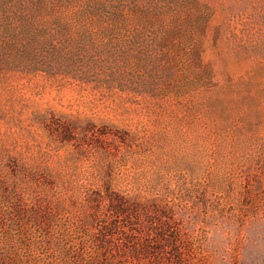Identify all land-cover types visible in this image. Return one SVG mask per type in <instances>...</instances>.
Returning a JSON list of instances; mask_svg holds the SVG:
<instances>
[{"label": "rangeland", "instance_id": "1", "mask_svg": "<svg viewBox=\"0 0 264 264\" xmlns=\"http://www.w3.org/2000/svg\"><path fill=\"white\" fill-rule=\"evenodd\" d=\"M108 195L159 264H264V0H0V264H110Z\"/></svg>", "mask_w": 264, "mask_h": 264}, {"label": "trees", "instance_id": "2", "mask_svg": "<svg viewBox=\"0 0 264 264\" xmlns=\"http://www.w3.org/2000/svg\"><path fill=\"white\" fill-rule=\"evenodd\" d=\"M108 209L105 220L98 226L94 233L93 247L101 263H118V264H143L151 256L159 264L162 255L159 253L160 248L155 247L157 242L161 246L165 244L171 251V255L177 260L181 259L188 244V236L184 227L175 219H168L166 226L173 224L171 227L164 226L160 230L152 229V233L140 234L135 227L138 221L142 207L134 202L131 198L108 195ZM164 210L168 209L163 206ZM89 226V225H88ZM174 227V228H173ZM167 233V234H166ZM50 243L47 246L45 255L39 257L49 264H68V249L61 245L59 251L53 248V244L59 242L55 237L47 238ZM162 248V247H161ZM72 257L77 262L84 260V253L77 248ZM94 261V260H93Z\"/></svg>", "mask_w": 264, "mask_h": 264}]
</instances>
